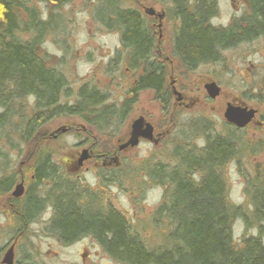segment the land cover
<instances>
[{
    "label": "trees",
    "instance_id": "obj_1",
    "mask_svg": "<svg viewBox=\"0 0 264 264\" xmlns=\"http://www.w3.org/2000/svg\"><path fill=\"white\" fill-rule=\"evenodd\" d=\"M51 1L62 6L73 0ZM96 1L100 24L120 33L121 47L110 62L111 68L126 65L137 79L120 103L112 102L110 94L96 84L85 83L74 92L67 76L40 57L38 47L49 32L56 31L57 19L53 21L51 16L44 20L25 3L0 0L1 195L12 196L19 181L16 173H9L12 166L8 147L21 150L23 160L31 163V185L12 204L15 223L20 227L18 233L49 207L54 213L50 232L65 243L94 237L111 258L121 263L264 264V172L257 167V173L247 183L250 213L231 202L224 177L228 164L240 162L247 151L255 155L264 147V143L250 146V139L243 140V129L228 124L225 134L216 135L207 123H193L192 133L201 132L197 135L204 138V146L197 150L177 145L171 153L172 163L152 166L147 172L153 186L166 189L155 214L158 222L167 224L166 233L161 245L154 248L148 247L137 231L133 232L125 216L100 207L94 196L55 161V153L49 149L51 139L45 131L50 120L77 117L100 137L113 138L126 123L141 92L152 91L165 110L171 104L166 65L158 59L149 18L138 8L125 7L127 0ZM164 2L178 22L173 53L189 72L219 63L226 51L264 39V0H251L249 14L228 28L211 23L217 11L216 0ZM106 173L115 181L117 172ZM239 220L247 233L256 228L259 234L243 235L236 244L234 224Z\"/></svg>",
    "mask_w": 264,
    "mask_h": 264
},
{
    "label": "rangeland",
    "instance_id": "obj_2",
    "mask_svg": "<svg viewBox=\"0 0 264 264\" xmlns=\"http://www.w3.org/2000/svg\"><path fill=\"white\" fill-rule=\"evenodd\" d=\"M9 1L35 8L44 20L51 16L53 21L57 19L56 31L47 34L38 47V54L49 67L57 68L67 76L74 92L85 83L96 84L110 94L112 102L120 103L127 97L126 92L136 85L137 79L126 65H120L116 70L113 69L117 65L110 66L121 47L120 33L109 31L100 24L96 16L98 1L73 0L62 6H56L51 0ZM216 1L217 11L211 21L215 27L228 28L235 20L249 14L251 0ZM125 3L127 8L141 10L152 24L158 59L166 65L170 107L165 110L152 91H144L139 94L126 123L113 138L100 137L77 117L50 120L45 131L51 139L49 149L54 151L55 161L68 176L92 194L100 207L112 208L125 216L133 232L137 231L145 244L154 248L161 245L166 233L167 224L161 220L158 222L155 216L166 189L153 186L147 179V172L152 166L172 163L171 153L177 145L197 150L204 146V138L197 135L201 132L193 134L191 124L207 123L212 133L223 135L229 128L224 118L227 105L247 106L258 113L255 120L242 130L243 140L250 139V146L264 143V39L226 51L219 63L189 72L173 53L178 22L170 16L168 4L164 0H127ZM147 9H153L155 15H146ZM159 15L164 17L160 19ZM212 82L221 88L216 99L209 98L205 90V86ZM174 90L182 94L181 100ZM140 117L155 127L157 142L141 140L139 146L119 151V146L130 138L132 123ZM62 128L65 130L54 134ZM8 148L12 166L9 173H16L19 178L15 187L23 182L25 195L31 185V163L29 159L23 160L21 150ZM84 150L92 152L91 158L76 172L74 164ZM106 153H111L110 158L103 156ZM251 154L247 151L240 162L230 163L224 170L231 202L248 209L249 213L252 208L247 202V183L252 180L257 167L264 172V147L255 155ZM106 172H117L115 181L108 179ZM41 195L45 197L46 193ZM18 199L11 194H0V264L11 246H14L15 263L22 260L33 264H122L111 258L94 239L69 244L61 242L48 229L53 216L49 207L19 234L20 227L12 214V204ZM262 227L264 242V224ZM246 234L255 236L259 230L253 228L247 233L244 224L236 221L235 243L239 244Z\"/></svg>",
    "mask_w": 264,
    "mask_h": 264
},
{
    "label": "water",
    "instance_id": "obj_3",
    "mask_svg": "<svg viewBox=\"0 0 264 264\" xmlns=\"http://www.w3.org/2000/svg\"><path fill=\"white\" fill-rule=\"evenodd\" d=\"M146 15L153 16L155 11L153 9H147L145 11ZM164 16L159 15V18L162 19ZM207 95L211 99H216L221 91V88L216 83H210L205 86ZM174 94L178 98L182 99V94L174 90ZM257 110L247 106H234L231 104L227 105V108L224 113V118L229 125L236 127L237 129H245L248 127L256 118ZM65 129H59L54 134L64 131ZM140 140H147L151 142H157L154 139V127L145 121L143 117H140L138 120L134 121L131 125V134L128 141L119 146V151L126 150L128 148H135L139 146ZM92 152L84 150L80 155L79 159L76 161L74 171H78L83 167L84 163L91 158ZM24 184L21 182L15 187V190L12 193V196L15 198H21L24 195ZM14 262V246L6 253L2 263L3 264H13Z\"/></svg>",
    "mask_w": 264,
    "mask_h": 264
},
{
    "label": "flooded vegetation",
    "instance_id": "obj_4",
    "mask_svg": "<svg viewBox=\"0 0 264 264\" xmlns=\"http://www.w3.org/2000/svg\"><path fill=\"white\" fill-rule=\"evenodd\" d=\"M172 85H173V87H174V89H175V81L172 83ZM147 123H149L147 120H145ZM151 124V123H150ZM152 125V124H151ZM153 126V125H152ZM154 127V126H153ZM155 127H154V134H155ZM157 135H160V134H157ZM143 141V140H142ZM140 143H141V140H140ZM78 160V159H77ZM73 171V170H72ZM54 214V213H53ZM52 220H53V216H52V218L50 219V221H49V224H48V229H51L52 228V226H51V223H52ZM86 238H90V239H94L95 241H96V239L94 238V237H84V238H80V239H78V240H82V239H86ZM61 242H63L62 240H60ZM74 242V241H73ZM65 243V242H64ZM67 244H69V243H67ZM115 260V259H114ZM22 262V260H20V261H16V263H15V260H14V262H13V264L15 263V264H22L21 263ZM122 264H125V263H122Z\"/></svg>",
    "mask_w": 264,
    "mask_h": 264
}]
</instances>
